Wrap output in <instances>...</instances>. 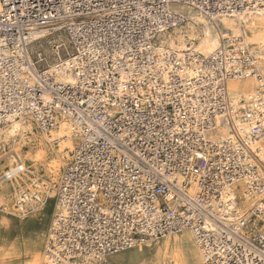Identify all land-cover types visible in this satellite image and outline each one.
<instances>
[{
	"label": "built area",
	"instance_id": "1",
	"mask_svg": "<svg viewBox=\"0 0 264 264\" xmlns=\"http://www.w3.org/2000/svg\"><path fill=\"white\" fill-rule=\"evenodd\" d=\"M256 8L264 0H0V129L31 117L43 132L64 121L74 131L49 232L53 264H112L184 230L205 264H264L255 146L264 138V61L243 37H223L208 56L162 42L189 11L217 22ZM44 32L66 38L51 39V64L33 49ZM244 77L259 88L234 103L227 81ZM220 125L228 132L216 138ZM26 170L19 160L0 182ZM27 181L16 204L29 214L43 191L39 178ZM239 182L253 199L245 210L224 198Z\"/></svg>",
	"mask_w": 264,
	"mask_h": 264
},
{
	"label": "bare ground",
	"instance_id": "2",
	"mask_svg": "<svg viewBox=\"0 0 264 264\" xmlns=\"http://www.w3.org/2000/svg\"><path fill=\"white\" fill-rule=\"evenodd\" d=\"M187 16L188 21L185 25L174 28L163 35L162 42L164 44L179 52L192 50L208 56L223 44V37H230L231 39L243 37L244 44L252 45V49L256 51L258 63H263L264 8L249 9L231 16L223 15L217 22H211L204 15L193 11H189ZM47 36L44 32L36 35L35 39H46ZM56 42L58 41L56 40ZM62 60L67 61L68 59L63 58ZM59 78L68 82L73 81L71 73L63 72L59 75ZM227 82V91L233 97L234 103H238L240 99L249 102L259 88V82L255 77L230 78ZM231 111L233 112V109ZM234 124H238L235 119ZM227 132L228 125H220L217 128V136L215 137H225ZM75 145L74 131L70 122L66 121L61 122L47 132H43L38 129L31 117H21L12 119L11 122L0 129V150L3 148V154L0 155V177L19 160L27 169L25 177L22 179L2 181L0 207H3L8 215H17L21 218L28 217L36 212L45 217L41 224L39 238L30 236V240L27 241L29 257L26 261L21 263L17 260H10L3 264H53L54 259H51L48 249L50 227L47 232L46 222L48 216L45 213L51 199L55 200L52 220L55 214L62 209L58 201L56 202L60 183L59 178L61 171L71 159ZM6 146H9L11 150L7 151ZM255 146L260 148L259 156L264 159V138L258 141ZM40 168H42L43 175L35 171ZM30 175L41 180L43 200L41 204L33 202L31 204L32 211L27 214L26 212L21 213L20 208L17 207L16 198L18 197L19 188L23 186L22 181L26 182V177ZM244 192L245 187L242 182L232 184L228 188L229 194L224 196L225 201L232 200V209L245 210L253 203V199H250ZM236 199L241 200L238 202ZM43 238H45V243L42 242ZM164 238L161 244L157 243L156 245V259L148 264H205L203 255L190 231L184 230L181 233H172ZM153 244V241H149L146 245L133 248V251L138 255H143L144 248L151 247ZM10 254L6 255L10 256Z\"/></svg>",
	"mask_w": 264,
	"mask_h": 264
},
{
	"label": "rangeland",
	"instance_id": "3",
	"mask_svg": "<svg viewBox=\"0 0 264 264\" xmlns=\"http://www.w3.org/2000/svg\"><path fill=\"white\" fill-rule=\"evenodd\" d=\"M52 38H54L52 41L57 40L60 42L61 40V42H66V38L63 37V35L56 34L54 37L43 39L39 44H36L33 47L34 49L41 48L47 55V61L50 64L57 59L53 51V43H51ZM62 57L64 58L63 54ZM2 149L3 148L0 150V155L3 154ZM6 150L10 151L11 148L6 146ZM35 171H37L40 175H43L42 168ZM32 176L33 175L26 177L27 180ZM2 184L3 183L1 181L0 186ZM54 203V199L49 200V207L45 213L48 216L46 222L47 232L52 222ZM43 220H45V217L38 212L28 217L21 218L17 215H8L4 211L3 207H0V264L10 260H17L21 263L26 261V259L29 257L27 241L30 240V236H37V239L39 238V232L41 230V224ZM45 238H43V243H45ZM164 239L165 238L155 241L151 247H145L143 255H138V253L131 249L113 255L111 257V261L113 264H148L153 262L156 259V245L157 243L161 244ZM8 253H11L10 256L6 255Z\"/></svg>",
	"mask_w": 264,
	"mask_h": 264
}]
</instances>
